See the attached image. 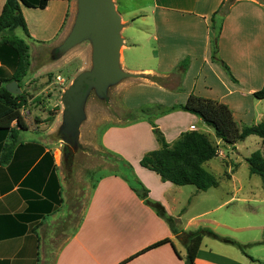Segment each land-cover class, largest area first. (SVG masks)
Here are the masks:
<instances>
[{
  "label": "crops",
  "instance_id": "obj_1",
  "mask_svg": "<svg viewBox=\"0 0 264 264\" xmlns=\"http://www.w3.org/2000/svg\"><path fill=\"white\" fill-rule=\"evenodd\" d=\"M226 1L123 0L119 63L132 76L111 84L106 95L122 97L127 115L137 118L118 120L106 129L100 148L131 163L133 183L145 189V199L121 174L92 175L89 178L95 181L77 210V225L54 249L53 230L69 211L61 145L50 136L65 112L56 118L49 115L51 127L40 132L43 124L40 129L30 127L23 114L27 106L22 109L27 129L13 124L19 130V143L7 164L2 157L11 135L0 131V264H48L50 260V264H185L181 234L199 229L197 221L211 213L191 215L201 195L213 189H196L188 195L190 186L163 182L158 174L143 168L140 160L160 149L154 128L170 145L183 133L193 132L192 126L206 134L198 128L206 125L203 120L182 109L191 94L228 105L240 125L264 121V100L254 97L264 87V0H237L229 7L219 21L217 60H213L211 41L217 30L212 19ZM5 3L0 0V15ZM69 5L68 1H51L45 10L22 6L28 31L38 39H46L49 33L58 36ZM31 17L38 18V26L31 23ZM132 27L133 35L128 33ZM70 28L69 24L65 30ZM217 159L223 162L221 155ZM228 178L234 180L231 174ZM147 202L160 204L166 216L177 220L180 235H174L166 219ZM237 230L242 231V226ZM167 239L169 243L147 250ZM257 240L238 237L237 242L246 251L261 244ZM232 247L205 236L194 264H264L263 258L250 256L252 260Z\"/></svg>",
  "mask_w": 264,
  "mask_h": 264
},
{
  "label": "rangeland",
  "instance_id": "obj_2",
  "mask_svg": "<svg viewBox=\"0 0 264 264\" xmlns=\"http://www.w3.org/2000/svg\"><path fill=\"white\" fill-rule=\"evenodd\" d=\"M113 1L121 15V12L124 11L123 0ZM236 1L227 0L225 9ZM68 2L70 5L66 13L64 27L58 36L49 33L45 34L46 39H38L29 31V36L22 29L15 31L16 36L23 39L30 48L31 66L21 88L30 96V102L23 110V114L27 119V124L33 129H40L43 124L40 132H46L51 127L52 124L48 121L49 115L56 118L62 111H66L63 100L65 91L73 85L76 78L82 72L94 69V43L91 38L71 48L68 53L66 52L67 54L65 53L66 55H60L61 48L73 34L82 12L80 0ZM36 19L38 18L31 17V21L33 20L31 23L38 26ZM69 24L71 28L67 31L65 27ZM122 25H125L124 21H122ZM133 28L129 30V34H134ZM41 68L42 71L39 72ZM6 69L9 71L10 66L8 65ZM61 81L63 85L60 84ZM86 92L85 118L80 126V141H78L76 130H73L76 128L73 123L74 119L67 118L66 120L65 113L55 127L53 135L50 136L57 146L61 145L62 170L67 183V210L69 211V213H64V217L56 223L53 230L56 235V241L52 243L54 249L63 243L78 223L77 210L85 202L84 197L90 192L92 181H95L89 177L105 173H118L131 183L134 182L131 163L107 153L100 146H102V134L106 129L113 126L118 120L124 122L133 117L136 119V115H127L122 97L112 95L110 98L103 94L107 99H102L98 87L94 85L86 87L83 93ZM106 92H109L108 88ZM78 104L79 102H75L76 107ZM29 112L32 114L29 115ZM154 114L156 113L154 112ZM113 115L116 117L114 118ZM198 128L207 136L210 135V140L218 146L223 162L215 159L211 161L212 166H204L208 172L215 176L219 184L207 195H201L192 207L191 215H198L205 211L211 212L197 221L200 225L199 228L211 229L216 234L234 240H238V237L242 241L258 239L257 241H261V244L258 243L259 245H254L246 251L249 256L264 259V182L259 176L250 174L246 161L255 151L259 150L264 153V141L256 136H250L245 141L237 143L236 150H234L231 147L227 148L222 143L219 145L212 128L206 125L198 126ZM67 145L71 146L74 153L71 164ZM227 157L228 159H226ZM230 174L234 176V180H229L228 175ZM186 190L188 195H192L189 192L196 188L190 186ZM224 203L226 204L221 206ZM241 226L242 231H238L237 228ZM234 250L237 249L234 248Z\"/></svg>",
  "mask_w": 264,
  "mask_h": 264
},
{
  "label": "trees",
  "instance_id": "obj_3",
  "mask_svg": "<svg viewBox=\"0 0 264 264\" xmlns=\"http://www.w3.org/2000/svg\"><path fill=\"white\" fill-rule=\"evenodd\" d=\"M51 1L70 0H6L0 15V62L4 66L0 70V83H2L0 86V131H8L11 135V142L4 146L2 157L4 164L10 162L19 143V130L14 129L13 124L17 123L21 130L27 129L22 109L28 104V94L22 91L20 95L15 96L6 89V85L14 81L22 88L23 80L28 76L31 66L29 45L15 34L17 29H22L29 36L22 6L28 9L45 10ZM225 7L226 3L224 2L212 19L213 29L217 30L211 41L213 60H217L218 40L221 31L219 21L229 9V7L226 9ZM8 65L11 74L6 69ZM224 67L228 70L226 65ZM182 68H186V62H183ZM254 97L264 100V87L256 92ZM182 109L199 116L208 127L214 130L216 138L225 145L234 147L250 136H256L264 141V121L253 126L240 125L229 106L219 101L191 94ZM154 133L161 147L146 154L140 160V165L143 168L158 174L163 182H170L176 186H194L199 192H207L218 187V180L204 167L206 163L216 159L219 155L218 146L210 140L209 136L198 131L186 132L173 145H170L156 128H154ZM246 161L250 174L259 176L264 182V153L259 150L255 151ZM131 186L144 199L147 197V192L140 186V183H132ZM147 203L159 216L166 219L174 235H180L181 231L177 220L166 216V212L160 204ZM181 235L186 249L185 264L195 263L205 236H211L220 242L232 245L247 255L246 246L234 239L221 237L208 228L183 232ZM169 242V239L161 241L147 250ZM178 255L180 256L179 253ZM251 259L253 260V258Z\"/></svg>",
  "mask_w": 264,
  "mask_h": 264
},
{
  "label": "water",
  "instance_id": "obj_4",
  "mask_svg": "<svg viewBox=\"0 0 264 264\" xmlns=\"http://www.w3.org/2000/svg\"><path fill=\"white\" fill-rule=\"evenodd\" d=\"M81 14L77 20L75 30L66 44L61 48L63 56L71 48L82 41L91 38L94 45V69L82 72L76 78L73 85L65 91L64 105L65 118H73L74 126L79 138V127L84 114V102L86 93H83L89 85L98 87L100 97L107 94V88L121 80L132 76L122 70L119 63L122 38V16L116 8L113 0H80ZM2 86V83H0ZM6 89L13 95L22 93L20 85L14 81L6 85ZM75 102L79 104L75 105ZM70 152V164L73 162L74 153L71 146L67 145Z\"/></svg>",
  "mask_w": 264,
  "mask_h": 264
},
{
  "label": "built area",
  "instance_id": "obj_5",
  "mask_svg": "<svg viewBox=\"0 0 264 264\" xmlns=\"http://www.w3.org/2000/svg\"><path fill=\"white\" fill-rule=\"evenodd\" d=\"M191 129H192V131H195L196 130L195 126H192Z\"/></svg>",
  "mask_w": 264,
  "mask_h": 264
}]
</instances>
